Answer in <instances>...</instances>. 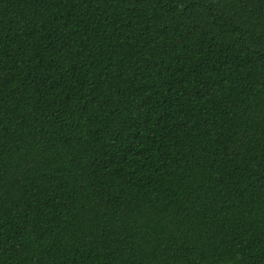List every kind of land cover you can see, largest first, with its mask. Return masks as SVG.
I'll return each instance as SVG.
<instances>
[{
  "label": "trees",
  "instance_id": "16d2710c",
  "mask_svg": "<svg viewBox=\"0 0 264 264\" xmlns=\"http://www.w3.org/2000/svg\"><path fill=\"white\" fill-rule=\"evenodd\" d=\"M0 264H264V0H0Z\"/></svg>",
  "mask_w": 264,
  "mask_h": 264
}]
</instances>
